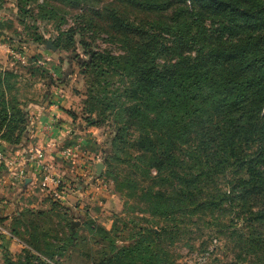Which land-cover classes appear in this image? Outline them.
I'll return each mask as SVG.
<instances>
[{"label": "trees", "instance_id": "16d2710c", "mask_svg": "<svg viewBox=\"0 0 264 264\" xmlns=\"http://www.w3.org/2000/svg\"><path fill=\"white\" fill-rule=\"evenodd\" d=\"M33 1L51 18L52 2L66 0ZM68 1L88 3L78 21L123 51L94 50L82 39L86 57L73 58L87 78L83 122L112 132L103 151L105 175L117 179L115 166L133 160L148 181L146 188L132 186L142 188V212L175 222L209 211L224 220L214 225L217 233L237 235L236 260L264 264V0ZM25 8L19 10L29 13ZM34 18L26 20L35 26ZM76 28L51 40L56 52L76 46ZM28 42L45 46L46 39L38 34ZM34 61L29 80L54 84ZM21 78L15 68L0 66V141L9 146L28 137ZM134 148L141 153L134 155ZM73 220L58 201L49 210L23 209L6 230L25 247L18 254L4 247L0 264H65L79 240ZM128 222L114 221L106 230L86 218L91 264H165L152 231Z\"/></svg>", "mask_w": 264, "mask_h": 264}, {"label": "rangeland", "instance_id": "374dc122", "mask_svg": "<svg viewBox=\"0 0 264 264\" xmlns=\"http://www.w3.org/2000/svg\"><path fill=\"white\" fill-rule=\"evenodd\" d=\"M110 1L112 0H101L99 6ZM41 2L42 0H39V3ZM70 2L73 1L66 0L65 3L62 1L52 2L51 5L55 9V16L47 18L44 13L39 12L38 3L33 0L27 6L24 0H0V66L6 67L5 69L15 68L18 70L19 74L24 77L20 79L21 86H24L28 84L26 81L29 78L26 72L32 65L30 63L32 59H35L34 62L37 66H42V61L46 65H60L63 69L61 79L66 81L69 92L73 95L74 104L76 105L75 110L80 115H83L87 101V78L82 75L79 64L73 59L76 55L83 59L86 57L80 41L82 39L85 40L91 45V49L111 52L113 55L121 54L123 51L119 43L113 44L107 34H99L93 28L88 29V25L84 22L78 21L76 17L85 13L89 7L88 3L73 7ZM19 7H26L29 13H22ZM32 14L36 20L35 26L32 22L26 20ZM76 23L79 24H77V28ZM71 27L76 28L75 31H77V36L75 37L76 46L61 52L55 51L56 54L53 56H51V50H48L46 45L38 47V45L28 42L34 35L38 34L43 35L46 41L53 40L60 31L66 32ZM84 27L86 31H80ZM8 45L27 50L28 55L25 64L17 62L13 58L5 47ZM38 57H40L41 62L37 60ZM92 117L95 118V115ZM100 133L105 135L102 140V154L99 156L100 162L104 163V170L100 177L96 176V179L100 183L99 188L101 187L104 193H108L113 197L110 198L112 220H118L119 225H122L124 221L134 220L145 229V232L147 230L152 231V234L156 236V242L160 245L159 248L162 250L161 253L158 252L165 260V264H252L251 258L246 257L242 258V260H236L240 253L238 249L239 241L234 231L216 232L214 225L224 221L218 215L213 216L209 211H199L195 214L187 213V216L173 222L154 219L150 214L142 212L147 206L146 202L143 203L140 199L142 188H140L139 192H135L136 189H133L132 186L138 184L140 187L146 188L148 181L134 167L133 160L128 163H121L117 167L115 166V176H117L118 180L112 176L105 175L107 165H105L106 157L103 151L110 149L107 139L111 138L112 132L106 126L101 128ZM131 151L134 155L141 153L136 148ZM129 205L135 207V210H128ZM22 208L26 209L25 206ZM0 219H2V216H0ZM54 220L58 221L57 218H54ZM11 223L8 222L6 224L4 222V225H2L0 222V225L4 228H10ZM110 224L111 222L108 223V225ZM129 224V227H133V224ZM235 224L232 223L231 225ZM49 227L55 229L52 226ZM56 230L62 233L60 226ZM7 231L10 234L8 229ZM86 231L78 232V245L67 253L64 258L65 264H91L89 236ZM126 235L123 234V236ZM8 239L10 238L8 237ZM24 247L23 245L17 250L6 249L12 254H18ZM0 251L3 254V248Z\"/></svg>", "mask_w": 264, "mask_h": 264}, {"label": "crops", "instance_id": "0c3cea01", "mask_svg": "<svg viewBox=\"0 0 264 264\" xmlns=\"http://www.w3.org/2000/svg\"><path fill=\"white\" fill-rule=\"evenodd\" d=\"M50 53L51 56L56 54L53 51ZM37 60L40 61V57ZM41 67L54 77V84L40 80L34 83L28 80L29 83L24 86L21 82L19 84L21 101L30 120L27 139L17 146L0 141V148L7 155V162L0 165V216L6 219L7 224L19 215L23 206L49 210L50 203L58 201L70 211L74 218L72 224L80 223L74 233L86 231V218L111 230L114 220L110 213V198L113 197L99 188L100 183L96 179L105 135L100 133L101 129L84 123L75 110L73 95L66 81L61 79L62 67L46 65L43 61ZM66 111L74 112L77 119L74 120ZM34 148L43 150L46 170L62 181L58 189L60 198H54L50 191L41 188L39 168L33 159L27 157ZM67 149L72 151L69 157L65 155ZM21 167L26 170L24 178L17 175ZM0 236V250L4 247L10 250L23 247L22 242L1 225Z\"/></svg>", "mask_w": 264, "mask_h": 264}, {"label": "built area", "instance_id": "2783aa9c", "mask_svg": "<svg viewBox=\"0 0 264 264\" xmlns=\"http://www.w3.org/2000/svg\"><path fill=\"white\" fill-rule=\"evenodd\" d=\"M1 46V43H0ZM7 51L13 56V58L22 64H25L27 61V50L26 49H19L16 47H11V45L5 46ZM30 155L27 157H30L29 159H33V161L36 163L37 168H39L38 172L42 177V182H41V188L43 190H48L52 194L54 198H60V194L58 189L62 186V181L59 178L53 177L45 168L43 164V158H44V153L41 148H34L32 151L29 153ZM65 155L67 157L72 155L71 149H67L65 152ZM27 158V160H29ZM7 162V155L6 152L0 148V165L4 164ZM24 162V160H23ZM17 175L19 177L24 178L26 175V170L24 167H21L20 170L18 171Z\"/></svg>", "mask_w": 264, "mask_h": 264}, {"label": "water", "instance_id": "95a60500", "mask_svg": "<svg viewBox=\"0 0 264 264\" xmlns=\"http://www.w3.org/2000/svg\"><path fill=\"white\" fill-rule=\"evenodd\" d=\"M45 45H46V48L48 50H51L53 52L56 51V48L54 47L53 42L51 40H47L46 43H45ZM103 170H104V163H99L97 165V177H100L102 175ZM79 225H80L79 222H74L72 224V229L75 230Z\"/></svg>", "mask_w": 264, "mask_h": 264}]
</instances>
